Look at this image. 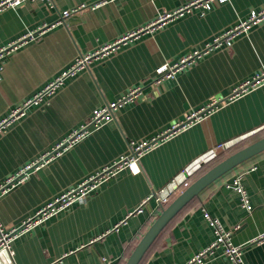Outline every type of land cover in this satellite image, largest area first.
Returning <instances> with one entry per match:
<instances>
[{
  "label": "crops",
  "instance_id": "crops-1",
  "mask_svg": "<svg viewBox=\"0 0 264 264\" xmlns=\"http://www.w3.org/2000/svg\"><path fill=\"white\" fill-rule=\"evenodd\" d=\"M50 1L51 6L47 0H27L0 10V47L44 23L51 25L0 57V120L70 67L78 55L91 54L189 0H110L81 9L64 22H58L63 10L97 0ZM263 6L264 0H226L208 9L193 8L91 60L66 77L54 93L29 105L0 130V182L51 152L84 124L93 109L143 86L135 102L119 106L112 119L32 168L22 182L5 192L0 197V218L19 224L61 192L126 154L130 141L148 140L258 72L264 67V20L230 44L198 57L174 77L150 83L157 66L202 48ZM262 136L264 84L159 141L141 155L134 170H120L68 208L16 237L10 264H101L103 258L110 264H124L160 212L153 198L142 211L133 212L153 190L194 169L188 182L205 165L240 148V142L248 144ZM220 143L229 146L215 150L216 155L207 161ZM238 175L249 209L241 205L240 193L228 186ZM182 190L183 184L175 196ZM205 212L225 228L238 225L231 241L242 245L245 264H264V240L256 239L264 232V150L217 177L187 202L138 264H186L214 238ZM0 264H8L4 254ZM202 264L232 263L218 248Z\"/></svg>",
  "mask_w": 264,
  "mask_h": 264
},
{
  "label": "built area",
  "instance_id": "built-area-1",
  "mask_svg": "<svg viewBox=\"0 0 264 264\" xmlns=\"http://www.w3.org/2000/svg\"><path fill=\"white\" fill-rule=\"evenodd\" d=\"M25 1L27 0H1L0 10L6 7L20 6ZM47 1L50 4L49 6H51V1ZM108 1L110 0H97L92 4H81L70 10H63L60 13L58 22H64L65 18L74 13H77L81 9L87 7L93 8ZM224 1L226 0H189L172 11H166L159 14L155 19L148 22L144 26L123 34L113 42L105 43L98 50L92 52L91 54L78 55L75 58L74 62L70 65V67L64 70L59 76L49 81L43 88L37 91L31 98L26 100L20 107L13 109L7 116L2 118V120H0V130L10 122H12L14 119L24 114L25 109L29 105L38 102L45 95L54 93L56 89L63 83V80L66 77H68L69 75H73L77 72V70L83 67H87L91 60L107 55L108 53L116 50L121 44L126 43L128 40L135 38L144 32L154 31L162 27L169 20L188 13L193 8L199 7L201 9H208L212 6V4ZM263 20L264 6L257 10H253L246 19L238 21L233 26L217 34L211 42L206 43L202 48L187 52L173 63L166 62L157 66L150 83L157 84L165 78L174 77L177 72L192 64L198 57L202 56L212 49L230 44V42L234 38L242 33L247 32L253 25L258 24ZM50 26L51 25L44 23L33 30H29L23 33L15 40L9 42L7 45L0 47V57L4 54L11 53L18 46L36 38L39 34L50 28ZM261 84H264V67L253 74L250 78L245 79L233 86L231 91L226 96L210 98L205 104L195 110H192L191 112L184 114L182 118L174 121L163 130H160L148 140L140 142L130 141L129 150L126 154L120 156L110 164L104 165L97 172L89 175L88 177L79 181L76 185L71 186L70 188L61 192L60 194L46 202L44 205L39 207L33 215L25 218L19 224H12L0 218V251H6L10 259L12 260L14 250L11 243L16 237L30 230L33 226L41 223L60 210L68 208L74 201L95 190L104 180L110 178L120 170L124 168H130L131 170H134V166H136L135 164L138 163L141 155L145 151L152 148L159 141L167 139L174 134H177L178 132L188 128L193 123L199 121L203 116L214 112L225 102L231 101L258 87ZM142 92L143 86L132 87L121 96H119L116 100L106 102L103 106L93 109L89 118L84 122V124H82L80 128L73 130L66 138L59 141L51 152L46 153L40 156V158L28 163L21 170L9 176L3 182H0V197L13 186L22 182L27 177L28 172L32 168L52 157L60 155L63 150L85 136L92 129L98 128L104 122L112 119L114 116V111L119 106L127 102H135L140 97ZM227 146H229L227 143L218 144L210 152V156H207L208 158H206V160L209 158L211 159L216 155L215 150L226 148ZM193 171L194 169L184 170L179 178H175L166 186H163L160 189L153 190L133 212L136 213L142 211L143 206L152 198L161 206V208L166 206L170 202L172 197L176 194V189L180 185L186 183L187 178L192 174ZM240 179L241 175L236 176L228 186L232 187L240 193L241 205L249 209L247 192L242 186ZM205 216L213 227L214 238L210 242V244L203 247L196 254H194L186 262V264H202L204 259L211 256L218 248L221 249L222 254L230 259L232 264H245L242 259V245L234 244L231 241L232 232L238 227V225L232 226L230 228H225L218 218L211 216L210 214H208V212H205ZM256 239L264 240V232L259 234ZM101 264H110V261L107 258H103Z\"/></svg>",
  "mask_w": 264,
  "mask_h": 264
},
{
  "label": "water",
  "instance_id": "water-1",
  "mask_svg": "<svg viewBox=\"0 0 264 264\" xmlns=\"http://www.w3.org/2000/svg\"><path fill=\"white\" fill-rule=\"evenodd\" d=\"M262 150H264V136L229 153L223 159L216 162L201 175L195 178L166 206L161 208L159 214L138 240L124 264H138L146 250L149 248L161 230L176 215V213L184 205H186L187 202H189L193 197L197 196L205 186H207L217 177ZM2 254L5 255L6 262L10 264L11 259L7 252L2 250L0 251V255Z\"/></svg>",
  "mask_w": 264,
  "mask_h": 264
},
{
  "label": "rangeland",
  "instance_id": "rangeland-1",
  "mask_svg": "<svg viewBox=\"0 0 264 264\" xmlns=\"http://www.w3.org/2000/svg\"><path fill=\"white\" fill-rule=\"evenodd\" d=\"M243 142H244V141H243ZM240 143H241V144H240ZM240 143H239V144H240V146H239V147L243 146L244 144H247V143H244V144L242 145V142H240ZM237 149H238V148H237ZM235 150H236V149H235ZM230 151H231V152H233L234 150H233V151H232V150H230ZM231 152H230V153H231ZM217 158H218V157H217ZM217 158H215V159H217ZM217 161H218V160H217ZM212 164L214 165V164H215V162H213V161H212V162H210L209 164L205 165V166H204V167H205V169H202V171L206 170L208 167L210 168V167L212 166ZM202 171H201V172H202Z\"/></svg>",
  "mask_w": 264,
  "mask_h": 264
},
{
  "label": "trees",
  "instance_id": "trees-1",
  "mask_svg": "<svg viewBox=\"0 0 264 264\" xmlns=\"http://www.w3.org/2000/svg\"><path fill=\"white\" fill-rule=\"evenodd\" d=\"M207 169H208V168H207ZM207 169H206V170H207ZM204 171H205V170H204ZM204 171H202L200 174H198L197 176H195L194 179L197 178L199 175H201ZM194 179H191L190 181H188V182H186L185 184H183V189H184L187 185H189ZM174 197H175V195L172 197V199H173ZM172 199H171V200H172ZM171 200H170V201H171ZM156 217H157V216H156ZM158 235H159V234H158ZM156 238H157V237H156ZM156 238H155V239H156ZM153 242H154V241H153ZM153 242H152V243H153Z\"/></svg>",
  "mask_w": 264,
  "mask_h": 264
}]
</instances>
